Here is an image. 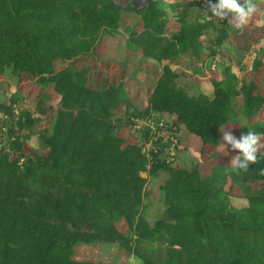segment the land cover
<instances>
[{"label":"trees","instance_id":"16d2710c","mask_svg":"<svg viewBox=\"0 0 264 264\" xmlns=\"http://www.w3.org/2000/svg\"><path fill=\"white\" fill-rule=\"evenodd\" d=\"M118 1L128 3L0 0V79L22 73L31 80L29 91L0 98V132L8 131L0 148V264H97L76 258L75 246L99 241L118 242L143 264H264V153L257 145L264 48L251 53L248 74L228 63L201 82L209 89H195L194 73L181 70L189 61L186 68L198 71L195 60L234 49L231 36L264 27V0H151L142 9ZM122 41L127 76L93 85L94 70L105 72L104 48ZM236 52L239 59L243 50ZM86 56L92 63H73ZM135 59L163 68L147 97L141 87L132 91ZM24 98L31 108L16 115ZM153 114L170 123L183 164L167 160L161 141L152 161L143 151L149 131L134 118ZM44 117L50 124L36 129ZM232 123L241 126V144L216 150L228 146L222 128ZM193 140L200 142L196 162L189 161ZM205 157L217 161L209 171ZM147 170L163 177L165 217L154 223L141 210L151 192ZM157 237L166 246L147 248Z\"/></svg>","mask_w":264,"mask_h":264},{"label":"rangeland","instance_id":"374dc122","mask_svg":"<svg viewBox=\"0 0 264 264\" xmlns=\"http://www.w3.org/2000/svg\"><path fill=\"white\" fill-rule=\"evenodd\" d=\"M262 10H259L258 14H261ZM255 36L248 37V40H244V37H238L234 40V49H219L218 52L220 54V60L217 66V69L212 70L209 68H206L204 65L199 66L198 71L194 67L190 68L192 78L196 80V82L193 84L194 88L197 90H205L209 89L210 85L208 83L201 84L202 81L208 80L212 77H218L220 72H226L224 66L228 63H235L237 64V67L240 70L241 74H246V67L244 62V58L246 56V51L250 48H255L258 45L262 44L264 42V28L259 29L257 32L254 33ZM118 35V34H117ZM120 36V34H119ZM250 36V35H249ZM121 39L124 38L123 35L120 36ZM261 38V43L257 42V38ZM115 40V36H108L107 42L112 44V42ZM256 43V44H255ZM243 48V49H241ZM112 48H104V51L106 52L104 55V58L101 61V67L105 72H100L99 69L94 70L93 72V78H92V84L96 86H106L111 83H118L123 77H126L125 75V64L121 61L123 54L125 52V45L123 44V41L121 43V46H119L114 51L111 50ZM205 50V49H204ZM236 50H243L242 53L239 54V59L235 57L238 52ZM103 51V52H104ZM218 54V53H217ZM218 54V55H219ZM211 55H204L200 61L205 60L207 57H210ZM209 59V58H207ZM197 63V60H195ZM73 63L77 66L82 65L83 63H92V56L90 57H79ZM189 61H186L181 67V70L189 71V68H186ZM205 64V63H204ZM132 68H138L136 71V77L134 78V81L136 83L135 86L132 87V91H136V87L140 88L141 97L145 96L147 97L150 92L152 91L153 87L155 86L157 79L159 75L162 73V65L160 64H140L138 60L131 61ZM210 66V65H209ZM206 72V73H204ZM11 83V84H10ZM28 83V84H26ZM30 83L31 80L25 75V74H18V75H9L8 77H1L0 79V98L1 96H7L6 100H9V96L11 93V89L17 88L19 91H29L30 89ZM10 84V85H9ZM26 85V86H25ZM10 86V87H9ZM3 94V95H1ZM30 107L31 104L29 101L24 98L23 100H19L17 103L14 104L15 113L18 115L22 108L24 107ZM264 116V115H263ZM264 118V117H263ZM247 119H241L240 123H244ZM50 117H44L42 121L38 123L37 126H35L36 129H44L45 126H48L50 124ZM260 121L259 119H255L251 125H254ZM144 126L139 127L138 129L142 130ZM6 128H4L3 132L5 135L2 136V133L0 132V148L6 143L8 138V131H6ZM225 128V127H223ZM222 133L224 134L223 140L228 141L226 144L227 147H222L216 150L219 151H227L232 152L233 147L239 146L242 142L240 137H237L238 131L241 129V126L238 123L235 124H228L226 125V128L223 129ZM237 137V138H236ZM4 138V139H3ZM169 142V141H168ZM43 140H40V145L37 147V150L39 152H44L45 148L43 147ZM145 144V143H144ZM191 145V152L192 155L189 157V161H198V159H201L200 153L198 152L200 142L197 141H190ZM257 145L258 149L264 153V135L259 137L257 139ZM152 144L145 145L144 151L147 152L151 147ZM150 147V148H149ZM25 148L27 151H32L33 146L30 143L25 144ZM17 154V151L15 152ZM186 158V157H185ZM183 161V156L180 158H176L175 162L176 165H181ZM214 163H217V161L209 158H204L201 165L203 166L204 171H209ZM142 174L146 176L147 179V186L151 188L150 194L145 197L144 204L141 208V210H144L148 218L152 223L158 218L165 217V209L166 206L164 204V193L162 189L160 188V183L163 181L162 176H156L150 174L149 170L143 171ZM118 226L123 232H127L128 236H133L128 229L127 223L123 219H119ZM147 248H156V249H162L163 246H166L165 243H161L160 238L157 237L146 244ZM158 251V250H157ZM75 257L78 259H87L92 260L96 262L97 264H143L142 259L139 258L134 251H128L124 247H122L118 242H92V243H84L81 242L75 246Z\"/></svg>","mask_w":264,"mask_h":264},{"label":"built area","instance_id":"2783aa9c","mask_svg":"<svg viewBox=\"0 0 264 264\" xmlns=\"http://www.w3.org/2000/svg\"><path fill=\"white\" fill-rule=\"evenodd\" d=\"M219 54V53H218ZM214 55L211 59L210 66L207 67L209 69L215 70L217 69L219 60H220V54ZM264 59V56H263ZM245 63H247V59L244 60ZM246 67V66H245ZM135 120V127L139 128L144 126L143 128H146L149 131V138L147 141L142 143V149L144 151L145 145L152 144V148H150L147 152H145L148 157L151 159V149L157 148L158 141H161L163 143H166L165 150L167 151L166 158L167 160H175L177 157V143L179 141V138L170 132V123L166 121V117L158 118L155 116V114L147 116V117H137L134 118ZM142 128V129H143ZM169 141V142H168ZM145 143V144H144ZM151 166V163L148 165Z\"/></svg>","mask_w":264,"mask_h":264},{"label":"crops","instance_id":"0c3cea01","mask_svg":"<svg viewBox=\"0 0 264 264\" xmlns=\"http://www.w3.org/2000/svg\"><path fill=\"white\" fill-rule=\"evenodd\" d=\"M264 27H261V28H258L255 32H257L259 29H263ZM255 32H252V33H248V34H242V35H236V36H231V41L234 43V40L236 39V38H238V37H244V40H248L249 38L248 37H253V36H255ZM250 35V36H249ZM251 35H253V36H251ZM257 38V42H260L261 43V38H259V37H256ZM256 44V43H255ZM259 46H262L263 48H264V46L262 45V44H260V45H258L257 47H255V48H250V49H248L247 51H246V56H245V58H244V60L245 59H247V63H245V61L243 62L244 64H245V66H246V74H248V71H249V67L251 66V63H252V55H251V53L253 52V50L254 49H256V48H258ZM241 49H243V48H241ZM219 50V49H218ZM217 53H219V52H216V54ZM216 54H214V55H216ZM213 55V56H214ZM213 56H210V57H207V58H209V59H205V60H203V61H200V59L199 60H197L198 62V64H199V66H202L203 67V65L207 68V67H209V65H210V63H211V59H212V57ZM205 63V64H204ZM189 72H191V70H190V68H189ZM246 74H241L240 73V75L242 76V75H246ZM195 141V140H194Z\"/></svg>","mask_w":264,"mask_h":264},{"label":"water","instance_id":"95a60500","mask_svg":"<svg viewBox=\"0 0 264 264\" xmlns=\"http://www.w3.org/2000/svg\"><path fill=\"white\" fill-rule=\"evenodd\" d=\"M117 1L118 3L121 4H127L128 1H118V0H114ZM151 0H131L132 6L135 9H142V8H146L149 4H150Z\"/></svg>","mask_w":264,"mask_h":264}]
</instances>
